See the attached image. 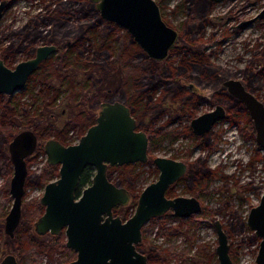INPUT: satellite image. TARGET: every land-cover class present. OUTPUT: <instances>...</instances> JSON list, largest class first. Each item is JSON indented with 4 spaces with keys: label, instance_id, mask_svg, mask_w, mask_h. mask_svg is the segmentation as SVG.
Listing matches in <instances>:
<instances>
[{
    "label": "rangeland",
    "instance_id": "rangeland-1",
    "mask_svg": "<svg viewBox=\"0 0 264 264\" xmlns=\"http://www.w3.org/2000/svg\"><path fill=\"white\" fill-rule=\"evenodd\" d=\"M9 1L10 4L4 10L0 20V48L8 42L14 32L16 33L15 37L19 38V33L25 22L32 15L40 11L44 12L49 4L51 8H54L61 0ZM157 1L161 5L165 19L172 26L178 28L181 34L187 27L194 25L201 30V36H197V45L201 53L196 56L187 55L189 61L198 58L200 64L188 69L189 73L198 72L197 69H200L203 64L208 66L207 70L219 69L223 73L225 72L226 76L220 77L218 81H212L208 85L199 83L198 80L191 77L185 78L184 81L187 82L185 92L190 95L186 99L185 105L189 109H173L174 114L170 111L166 112L154 121L151 127L147 128L153 132L151 145L153 158L157 155H166L180 159L187 153L189 156L187 161L191 163L190 166L194 165L196 161L205 163L211 168H215L216 175L211 177L207 188L198 192L204 204L201 212L189 216H179L167 212V214L152 217L143 226V238H149L156 246H163L168 250L178 252L176 256L167 258L170 261L169 264H219L220 260L216 253L218 233L214 220L220 219L229 236L233 264H256L260 237L247 224L250 208L259 202L264 192V159L255 154L258 144L256 137L247 129L242 114H240L241 117L237 114L239 119L224 118L217 122L204 140L197 137L189 128H191V120L194 116L214 107L216 100L226 98L225 91L227 90L223 84L225 78L238 77L246 83L251 81L256 93L264 100V17H257L247 25L240 24L256 16L264 7V0ZM68 4L69 10L74 12L68 21V24H72L77 21L75 9L80 6L81 2L68 0ZM41 43L42 39H38L36 45ZM26 55V49L23 47L17 51L13 59L7 58L6 61L10 66H14L19 60L26 58ZM183 56L184 54L182 55L180 50H175L170 54L169 59L172 64H180ZM56 57L57 54L51 57L49 62L55 61ZM139 70L135 69V74H139ZM99 73L100 82L97 77L90 80L92 83L90 97L99 96L101 100H123L120 97L123 93L121 88L127 74L119 55L115 56L113 63L108 68ZM149 75V71L144 72L146 78ZM54 82L58 84L59 80L54 79ZM93 82L99 83L94 84ZM191 82L196 83L199 87L198 92L201 99L197 100V96H195L197 94L194 95L189 88ZM47 88L48 86L39 82L33 92L24 86L13 93V100L18 104L21 112L26 109L29 112H27L29 117L30 115L34 116V120L30 124L28 123L29 125H18L7 120L6 134L10 135L11 132L16 134L27 128L37 131L36 129H41L40 127L43 126L42 136L37 131L39 143L43 149L45 140L52 137H60L67 143L77 142L81 135L79 127L71 128L66 136L63 131L58 136L56 134L58 129L63 130L66 127V122L70 117L66 95L51 103L52 115L49 116L46 113L48 110L44 108L45 117L39 123L40 125H36L39 122L38 114L40 109H43V103L53 97V91ZM166 90L164 85H160L157 90L148 93L144 101L146 100L150 104L153 100H159ZM168 90L170 91L169 87ZM166 102H174V107L177 108L181 101H173L169 95ZM99 105V103L90 101L86 104V108L95 117L98 114ZM144 127L142 124L139 125V128L145 130ZM8 145L9 143L6 145V151L10 158ZM258 153L264 155V149L258 150ZM2 155L3 152L0 149V160ZM46 164L45 151L39 152L36 157L28 161V173L31 178L28 181L29 185L25 187L20 222L21 224L24 221L23 226L26 224V220L31 223V219H37L39 214L36 209L37 202L49 179L40 183H36L34 179L45 170ZM10 166L11 171L0 172V222L2 224L0 228V261L7 253L11 252L16 254L19 261L21 258V250L16 245L17 239L7 233L4 227L6 215L13 203V196L10 193V182L13 176L12 162H10ZM192 168L194 171V167ZM131 171L135 176L129 177L130 181L128 177L121 181L119 170L111 172L110 177L119 185L127 186L135 194L137 200L143 188L158 178L159 168L154 162L145 161L137 164ZM118 179L119 181H117ZM188 187V182L182 180L174 185L172 194L192 195ZM5 190L11 195L7 202L3 200L6 194ZM132 204L133 200L123 207L129 206L135 210L136 206ZM25 211L27 212L26 217L24 216ZM34 224L35 222L29 230L30 234L32 233L45 241L53 239L55 235L50 232L38 234ZM49 251L41 255L40 260L32 262L31 258H27L23 259L20 264H68L69 260L76 256L72 254L73 249L66 251L57 245H54ZM149 263L156 264L153 260Z\"/></svg>",
    "mask_w": 264,
    "mask_h": 264
},
{
    "label": "water",
    "instance_id": "water-1",
    "mask_svg": "<svg viewBox=\"0 0 264 264\" xmlns=\"http://www.w3.org/2000/svg\"><path fill=\"white\" fill-rule=\"evenodd\" d=\"M105 20L126 28L146 53L165 59L178 39V31L164 19L157 0H90ZM219 1V0H211ZM8 0L0 1V20L8 7ZM257 17H264V7L254 17L241 22L247 25ZM56 50L55 43L37 47L34 56L18 61L14 66L0 58V93L13 94L23 88L40 62ZM223 84L230 93L242 100L255 125L256 139L264 148V100L246 88L241 78L229 77ZM193 87V83H190ZM222 104L192 118L195 134H204L224 117ZM37 135L31 128L17 132L8 149L13 165L10 193L13 203L5 218V231L11 236L22 218L25 183L28 176L26 158L35 149ZM149 136L139 128L129 104L121 99L101 101L96 121L79 140L63 143L58 138L46 139L44 151L47 162L59 165L58 176L45 184L40 197L43 213L36 219L38 234L50 232L66 234V244L76 252L68 264H150L146 253L137 245L143 238L144 224L169 210L176 215L189 216L202 211L195 195L169 196L167 191L187 170V163L166 155H157L153 162L159 168L158 178L140 192L134 212L127 218L116 214V206H126L131 190L119 185L108 175L109 165H122L148 160ZM92 166L91 181L78 193L83 171ZM214 224L218 233L216 253L219 264H233L227 231L220 219ZM248 226L260 237L256 264H264V192L257 204L250 208ZM0 264H20L16 254L7 253Z\"/></svg>",
    "mask_w": 264,
    "mask_h": 264
},
{
    "label": "trees",
    "instance_id": "trees-1",
    "mask_svg": "<svg viewBox=\"0 0 264 264\" xmlns=\"http://www.w3.org/2000/svg\"><path fill=\"white\" fill-rule=\"evenodd\" d=\"M77 1H80L81 4L78 7L76 6L77 8L75 9L77 11L76 22L68 24L70 17L74 14L73 11L69 10L70 6L68 0L58 1L54 8H51L49 4L44 12L40 11L35 13L25 22L19 38L15 37V32L13 33L9 41L5 44L6 46L0 49V55L6 56L8 52L14 53L21 47L22 40L26 38L29 39L27 43L29 55L33 53L34 43L38 36L43 38L45 42L63 41L66 38L72 40V48H68L66 45L62 46L56 60L51 63L44 61L41 67L32 74L25 85L26 89L28 88L33 92L37 84L42 82L48 86V90L53 91L52 99H48L43 103V109H40V113L38 114L39 122H37L36 125H40L39 123L45 117L44 108L48 111L50 110L46 112L50 116L53 114V112H51V103L64 95L68 97L67 104L70 109V117L66 122V127L63 130L58 129V133H56L57 136L61 134L62 131L65 134L64 136H66L69 130L75 127H79L80 133L82 134L88 126L95 121L94 115L87 110L86 104L90 101L92 103H98L101 101V98L99 96L90 97V88L92 85L90 80L97 77L100 82L101 78L99 79V72L108 68L109 65L113 63L115 56L119 55L127 74L124 81L125 83L121 88L123 89V93L120 97L130 105L132 112L138 118L139 125L142 124L145 126L144 128L150 138L148 162H153V155L151 153L153 132L147 128L151 127L152 123L159 119L164 113L170 111L174 114L175 111L173 109H180L183 104L187 103L186 99L190 97V95L185 92L187 82H185L184 79L191 77L199 82L205 81L206 83H212V81L223 77L224 73L219 69L207 70L208 66L202 64L200 69H197L198 72H188L181 78L178 75V70L181 69V66L179 69L177 65H173L171 62L157 61L149 57L127 29L115 22L104 20L95 8L93 2L90 0ZM47 25L48 27H46ZM198 35L201 36V30L195 25L189 28L187 27L182 31L178 44L179 47L184 50V59L187 58L189 53H193V56L201 53L197 45ZM79 47L81 48L78 52H73V49ZM104 54L105 56L103 57ZM181 62L184 63L183 60ZM185 63L186 64H184L182 68H187L188 66L190 67L189 69H192L195 65L199 66L200 61L196 58ZM135 69H140V73L135 74ZM145 71L150 72L148 78L144 76ZM54 79H58L59 83H55ZM99 82L93 83L98 84ZM247 84L251 88L254 87L251 81ZM160 85H164V88H167L165 94L159 100H153L150 104L146 100L144 101L146 95L157 90ZM66 92H68V94H66ZM169 95L171 100L181 101L179 106H176L177 108L174 107V102H166V98ZM13 96V94L0 93V149L3 152L0 160V172L4 173L11 171V160L6 151V145L15 135L13 132H11L10 135L6 134L7 120L15 122L18 125H29L31 121L34 120V116L30 115L29 117V112L26 109L21 112L18 104L13 100ZM225 99L228 106H230V114L236 111L240 112L241 109L243 110V113L240 114L244 115L246 127L249 129L250 133H253V123L241 102L227 95ZM236 105L238 106L237 108ZM147 118L149 119L148 121L146 120ZM234 119L239 118L235 115ZM40 128L41 129L38 128L36 130L40 132V136H42L44 128L43 126ZM203 139L204 137L202 140ZM38 151H44L40 143ZM184 157L187 159L189 156L186 153ZM138 163L139 162L113 166L109 169V174L117 169L119 170L121 181L125 180L126 177L129 179V177L135 176L131 169H135ZM192 167H194V171ZM44 169L45 170L34 179L36 183H40L45 179L50 180L58 176V164H50L47 162ZM215 171L214 168H211L205 163L196 161L194 165L190 166L188 172L182 177V180L188 182V190L190 192L198 194L200 190L209 186V177L216 175ZM94 172L95 169L92 166H87L85 168L78 186V193L91 181ZM29 176L30 174L28 173L26 187L29 185L28 181L31 178ZM117 181H119V179ZM5 191L6 194L3 200L7 202L11 195L7 190ZM136 202L137 200L134 198L132 205L136 206ZM36 209L39 211L38 216L44 211V205L40 200L37 202ZM114 211L117 214H121L123 218H127L134 210L129 206H116ZM26 215L27 212L25 211L24 216L26 217ZM35 220L32 218L31 223L26 220L24 226L23 221L15 230V238L17 239L16 245L17 248L21 250L20 262L27 258H31L32 262L40 260L42 258L41 255L50 252L49 250L54 245H57L60 249L72 251L66 244V234L64 230L56 234L50 241L41 240L36 235L30 234L29 230L32 228V224ZM1 227L2 224L0 222V228ZM137 247L148 255L149 262L153 260L156 264H169L170 261L169 259L167 260V258L178 254V252L174 250H168L163 246H156L149 238H143L138 243ZM72 254L76 255V252L74 251Z\"/></svg>",
    "mask_w": 264,
    "mask_h": 264
},
{
    "label": "flooded vegetation",
    "instance_id": "flooded-vegetation-1",
    "mask_svg": "<svg viewBox=\"0 0 264 264\" xmlns=\"http://www.w3.org/2000/svg\"><path fill=\"white\" fill-rule=\"evenodd\" d=\"M1 1V0H0ZM208 1H210V2H213V1H211V0H208ZM8 6H9V4H10V1L8 0ZM92 2V1H91ZM94 3V2H93ZM159 3V2H158ZM95 4V3H94ZM161 6V5H160ZM7 8V7H6ZM5 8V9H6ZM95 8H96V6H95ZM4 9V10H5ZM97 9V8H96ZM98 10V9H97ZM161 11H162V9H161ZM4 12V11H3ZM98 12H99V10H98ZM99 14H100V12H99ZM162 15H163V13H162ZM102 17V16H101ZM163 17H164V15H163ZM258 18H261V17H258ZM263 18V17H262ZM104 19V18H103ZM164 19H165V17H164ZM105 20V19H104ZM166 20V19H165ZM107 21H109V20H107ZM167 21V20H166ZM112 22H114V21H112ZM116 23V22H115ZM167 23L169 24V25H171L168 21H167ZM118 24V23H117ZM172 26V25H171ZM172 27H174V26H172ZM177 31H178V39H177V41L175 42V44L172 46V48L170 49V51H169V54H168V56L165 58V59H163V60H157V61H167V62H170L171 60L169 59V56H170V54L172 53V52H174L175 50H180L181 52H182V55H183V52H184V50L183 49H181V47H179V42H180V38H181V32H180V30L178 29V28H176V27H174ZM126 29V28H125ZM23 31V28H22V30L20 31V33H19V36H20V34H21V32ZM132 35V34H131ZM133 36V35H132ZM134 37V36H133ZM38 39H42V43L41 44H45V43H55L56 44V50L53 52V53H51L48 57H46L45 59H43L41 62H40V64L38 65V67L36 68V70L33 72V73H35L36 71H37V69L39 68V67H41V65H42V63L45 61V62H48V63H51V62H49V60L51 59V57H53V56H55L56 54L58 55V53L60 52V49H61V47L62 46H64V45H66V46H68V48H72V46H73V43H72V40L70 39V38H66L65 40H63V41H53V42H45L44 40H43V38H41L40 36H38L37 37V39H36V41H35V43H34V49H33V53L31 54V55H29V53H28V46H27V43H28V41H29V39L28 38H26V39H23L22 40V42L24 41V43H22V45H21V47L20 48H18L14 53H11V52H8V54L6 55V56H2V55H0V58H3L4 59V61L6 62V64H8L9 65V63H7V58H9V59H13L14 58V56L16 55V53H17V51H19L20 49H22L23 47H25V49H26V58H28V57H31V56H34L35 55V53H36V50H37V47L39 46V45H41V44H37L36 45V42L38 41ZM135 39V38H134ZM9 41V40H8ZM138 43V42H137ZM139 44V43H138ZM6 45H2L1 46V48H4ZM0 48V49H1ZM80 49H73V52H78ZM146 52V51H145ZM188 55H193V53H189ZM149 56V55H148ZM150 57V56H149ZM57 58V57H56ZM152 58V57H151ZM25 59V58H24ZM154 59V58H153ZM22 60V59H21ZM156 60V59H155ZM169 60V61H168ZM184 61V63H182L181 61ZM20 61V60H19ZM189 60H188V58H182L181 57V60H180V64H173V65H177V67L180 69V66H181V69L180 70H178V75L181 77V78H183L185 75H186V73H188L189 72V68L190 67H188L187 66V68H185V67H183L182 68V66H184V64H186L185 62H188ZM172 64V63H171ZM186 66V65H185ZM32 73V74H33ZM32 74L30 75V77L28 78V80L31 78V76H32ZM226 76V74H225V72H224V75H223V78ZM229 78V77H228ZM236 78V77H235ZM238 78V77H237ZM225 79H227V78H225ZM224 79V80H225ZM28 80H27V82H28ZM219 79H217L216 81H218ZM223 80V81H224ZM242 80V79H241ZM243 81V80H242ZM27 82H26V84H27ZM191 83H193V87L192 86H190V84H189V88L192 90V92H193V94L195 95V94H197V95H195V96H197V100L198 99H201V97H200V95H199V92H198V89H199V87L197 86V84L196 83H194V82H191ZM199 83H204V84H211V83H206L205 81H201V82H199ZM243 83L245 84V86H246V88H248L249 90H251L252 92H254L260 99H262L261 97H260V95H258L257 93H256V91H255V88H251L245 81H243ZM25 84V85H26ZM226 88V87H225ZM226 90L227 91H225L226 92V95L227 96H230V97H232V98H235L236 100H239L240 102H241V104L244 106V108L247 110V112H248V115H249V118L251 119V121H252V123H253V127H254V135H255V137H256V129H255V125H254V121H253V119H252V117H251V115H250V113H249V111H248V109L246 108V106H245V104L242 102V100L240 99V98H238L237 96H235V95H233L232 93H230L229 91H228V89L226 88ZM192 97H193V95H192ZM191 97V98H192ZM113 100V99H112ZM263 100V99H262ZM101 101H103V100H101ZM101 101L100 102H98L99 104L101 103ZM213 101H214V99H213ZM128 104V103H127ZM186 104V103H185ZM183 105L180 109L182 110V109H184V108H187V109H189V107H187L186 105ZM217 104H222L224 107H225V109H226V112H225V115H224V117H222L221 119H219L218 121H216V123L217 122H219L220 120H222V119H224V118H230V120H233L234 119V116L235 115H237V114H240V113H243V110L241 109V111L239 112V111H236V112H234L233 114H230V106H228V104H227V101H226V99L224 98H220V99H218V100H216V103H215V106L217 105ZM196 105V104H195ZM194 105V106H195ZM130 106V105H129ZM214 106V107H215ZM214 107H212L211 109H213ZM238 106L236 105V108H237ZM99 108V107H98ZM131 108V107H130ZM170 108H173V107H170ZM211 109H209V110H211ZM192 110H194V109H192ZM131 111H132V109H131ZM207 111V110H206ZM204 112V111H203ZM133 113V112H132ZM200 114V113H199ZM133 115H134V113H133ZM97 116V115H96ZM96 116H95V121H96ZM136 118H137V116L136 115H134ZM197 116V115H196ZM195 117V116H194ZM193 117V118H194ZM94 121V122H95ZM192 121V120H191ZM243 121V120H242ZM93 122V123H94ZM137 122H138V118H137ZM244 122V121H243ZM215 123V124H216ZM246 123V122H245ZM214 124V125H215ZM91 125V124H90ZM89 125V126H90ZM214 125L212 126V128L214 127ZM88 126V127H89ZM138 126H139V122H138ZM211 128V129H212ZM88 129V128H87ZM86 129V130H87ZM211 129L210 130H208L207 132H205L204 134H200V135H197V134H195L194 133V131H193V129H192V126H191V131L197 136V137H206L207 136V134L209 133V131H211ZM86 130L83 132V133H85L86 132ZM35 131V130H34ZM146 131V130H145ZM147 132V131H146ZM35 133H36V135H37V144H36V147H35V149H34V151L29 155V156H27V158H26V161H27V165H28V161H29V159H32L33 157H36L37 155H38V153H39V151H38V147H39V135H38V132L37 131H35ZM82 133V134H83ZM81 134V135H82ZM148 134V133H147ZM80 135V136H81ZM149 136V135H148ZM55 138H58L60 141H62L63 143H66L67 144V141L66 140H64V139H62V138H60V137H55ZM204 140V139H203ZM257 140V139H256ZM46 141V140H45ZM149 143H150V138H149ZM257 143H258V141H257ZM149 147V146H148ZM260 149H264L259 143L256 145V153L255 154H257L258 156H259V158H261V159H264V155H262V154H259L258 153V150H260ZM148 155H149V151H148ZM171 157V156H170ZM174 158V157H173ZM176 159H179V158H176ZM181 160H183V161H185L186 163H187V165H188V167H187V170H186V172L175 182V183H173V184H171L170 185V187H169V189H168V191H167V194L169 195V196H175V195H173L172 194V190H173V187H174V185L176 184V183H178V182H180V181H182V177L188 172V170H189V168H190V165H191V163L189 162V161H187V159H185V157H182V158H180ZM148 161V160H147ZM139 162V161H138ZM134 163H136V162H134ZM140 163V162H139ZM138 163V164H139ZM113 166H119V165H117V164H114V165H109V167H108V175H109V177H110V174H109V169L111 168V167H113ZM29 167V166H28ZM215 169V168H214ZM117 170V169H116ZM212 176H214V175H212ZM212 176H210L209 178L211 179V177ZM57 177V176H56ZM55 178V177H54ZM111 178V177H110ZM112 179V178H111ZM113 180V179H112ZM113 181H115V180H113ZM26 182H27V178H26ZM116 182V181H115ZM118 184V183H117ZM25 187H26V183H25ZM131 194H132V197H131V200H130V202L132 201V200H134V198H135V194L134 193H132L131 192ZM199 194V193H198ZM198 194H194V193H192V195H195V196H197L199 199H200V197H199V195ZM177 195H181V194H177ZM24 200V199H23ZM200 201H201V204H202V207H204V204H203V202H202V200L200 199ZM123 207V206H122ZM202 210H203V208H202ZM168 213L170 212V213H174V211L173 210H169V211H167ZM167 212H165L164 214H167ZM117 214V213H116ZM194 214H196V213H194ZM193 215V214H192ZM40 216V215H39ZM38 216V217H39ZM37 217V218H38ZM21 222V221H20ZM222 222V221H221ZM223 223V222H222ZM20 224V223H19ZM19 226V225H18ZM17 226V227H18ZM223 227H224V225H223ZM225 229V228H224ZM226 230V229H225ZM41 235V234H40ZM54 235H56V234H54ZM15 236V235H14ZM230 251H231V247H230ZM18 258V257H17ZM19 260V259H18ZM72 260V259H71ZM20 262V261H19Z\"/></svg>",
    "mask_w": 264,
    "mask_h": 264
}]
</instances>
